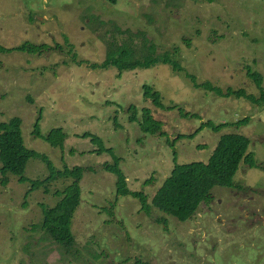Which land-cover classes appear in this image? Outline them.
Instances as JSON below:
<instances>
[{
  "label": "rangeland",
  "instance_id": "374dc122",
  "mask_svg": "<svg viewBox=\"0 0 264 264\" xmlns=\"http://www.w3.org/2000/svg\"><path fill=\"white\" fill-rule=\"evenodd\" d=\"M114 25L146 31L159 55L172 52L183 70L164 63L122 73L102 68L106 42L128 37ZM134 38L141 50L143 38ZM27 42L42 44V52H0V122L19 117L26 147L57 171L85 170L81 205L72 224L76 244L67 253L43 242L46 233L35 226L44 219L43 205L54 207L55 195L73 180L27 198L32 185L9 176L7 187L0 183V264H264V100L225 98L195 86L244 89L260 98L247 71L263 76L264 90V0H118L114 6L105 0H0V46ZM146 85L175 110L146 99ZM146 108L164 122L166 137L142 131ZM208 121L229 126L179 141ZM38 124L41 137L35 136ZM53 129L68 136L63 150L45 142ZM86 134L121 160L129 189L145 193L150 203L173 173L175 154L179 165L207 164L224 135L246 136L257 168L242 163L235 182L246 191L216 188L210 204L181 222L156 208L148 214L137 199L116 198L115 177L103 169L112 157L97 154ZM26 176L45 181L49 170L33 160Z\"/></svg>",
  "mask_w": 264,
  "mask_h": 264
},
{
  "label": "trees",
  "instance_id": "16d2710c",
  "mask_svg": "<svg viewBox=\"0 0 264 264\" xmlns=\"http://www.w3.org/2000/svg\"><path fill=\"white\" fill-rule=\"evenodd\" d=\"M118 0H105L109 5H116ZM114 31L128 35L124 41L115 39L106 42V58L101 67L108 69L116 68L120 73L125 71L138 70L139 68L147 69L158 64H169L174 71H182L183 68L174 60L172 52H166L159 55L158 47L155 42L148 36L144 30L135 32L130 29H121L113 26ZM134 36L143 38V46L141 50L137 49V40ZM188 44H190L188 40ZM42 44L27 42L20 47L6 49L0 46V52L23 51L33 53L42 52ZM177 52V49L174 50ZM247 76L261 90V96L257 99L254 95H249L244 89L234 90L229 88L227 91L222 88L213 86L211 83L199 85L211 92L217 93L221 97H244L248 100H264L263 76L258 72L248 69ZM146 99H151L154 105L163 110H175V107L167 108L163 103L161 92L156 91L152 86L146 85ZM135 107H131L129 111H135ZM137 113L131 116V121L137 120ZM184 117H193L191 114H183ZM249 119L239 121V127L247 124ZM22 120L19 117L11 119L8 123L0 122V162L2 168L0 175L2 177L1 186L7 187L10 183L9 175L18 178L20 184H31L32 189L27 198L38 190L48 187L58 180L72 179L73 184L66 188L63 192H58L55 196L58 203L48 208L43 205L44 219L38 223L35 228H41L46 237L43 242L52 241L53 246H60L65 252L70 253L76 244V239L72 230V224L75 215L81 205V187L85 170L75 168L69 170L66 168L63 172L57 171L52 162L44 155L35 151H31L26 147L25 139L22 135ZM229 124L217 125L215 122L208 121L193 134L189 136L179 135L178 139H193L203 129L209 128L212 131L221 132L228 127ZM165 124L158 121L153 111L149 108L144 110V120L141 122V129L145 133L159 134L166 137L168 134L164 131ZM35 136L41 137L40 125L37 126ZM67 134L63 129H53L46 137L45 142L54 149H64L67 141ZM84 137L91 138L92 143L98 146L97 154L104 152L109 153L112 157V165L106 164L103 169L105 172L115 177L116 198L137 199L142 204V210H147L148 214L152 213L153 208L158 209L168 215L176 217L181 222L192 219L200 206L210 204L213 201L212 191L216 188L239 189L235 179L240 172L243 163L249 169H256L257 164L253 154H249V139L241 134H228L222 136L215 152H213L207 164L192 163L189 165H179L177 163V155L175 154V169L171 176L166 180L163 187L157 192L152 202L145 193L132 192L128 187L127 178L120 169L121 160L114 157L111 150L104 148L103 142L99 137L86 134ZM33 160H41L49 170V177L45 181L33 182L27 178L28 165ZM112 211V209L110 208Z\"/></svg>",
  "mask_w": 264,
  "mask_h": 264
},
{
  "label": "crops",
  "instance_id": "0c3cea01",
  "mask_svg": "<svg viewBox=\"0 0 264 264\" xmlns=\"http://www.w3.org/2000/svg\"><path fill=\"white\" fill-rule=\"evenodd\" d=\"M9 176H11V175H9ZM57 204V203H56ZM43 216H44V212H43Z\"/></svg>",
  "mask_w": 264,
  "mask_h": 264
}]
</instances>
